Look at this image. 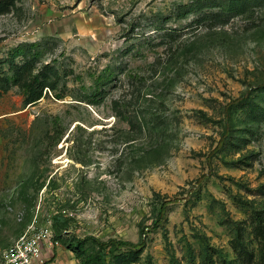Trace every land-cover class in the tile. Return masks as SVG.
Here are the masks:
<instances>
[{
  "label": "rangeland",
  "instance_id": "374dc122",
  "mask_svg": "<svg viewBox=\"0 0 264 264\" xmlns=\"http://www.w3.org/2000/svg\"><path fill=\"white\" fill-rule=\"evenodd\" d=\"M191 1L4 0L0 260L62 218L47 263L81 264L68 243L95 236L145 240L110 264H264V0L226 18L179 13ZM34 42L40 58L10 56Z\"/></svg>",
  "mask_w": 264,
  "mask_h": 264
},
{
  "label": "trees",
  "instance_id": "16d2710c",
  "mask_svg": "<svg viewBox=\"0 0 264 264\" xmlns=\"http://www.w3.org/2000/svg\"><path fill=\"white\" fill-rule=\"evenodd\" d=\"M244 5L245 3L243 0H239L237 3L230 2L229 0H192L191 2L179 7V13L195 12V11H200L202 9H214L217 7L218 8L217 11H212L207 14H209L210 16L213 15V17L221 16L223 18H226L232 11H234L235 9L238 10L239 8H242ZM5 7H7V4L4 2V0H0V12L3 11ZM41 45H42L41 42H34L31 44H21L12 50V52L10 53V56L13 59H16L21 56L22 57L29 56L27 57V59H38L41 57V52H40ZM112 75H113V72L107 69L104 70L99 75H96L94 77V83L92 86L93 92L95 94L97 93L100 94V92H102L103 86L110 83L112 79ZM35 79L38 80L39 76H36ZM41 96H42V90L40 92L38 91L33 92L29 96V99H28L29 103H34L38 101L41 98ZM57 97L61 98L62 95L57 94ZM250 97H251V94L250 95L245 94L242 97H239L235 101L230 102V104H228L227 111H226L227 116L224 120H222L224 123L225 130L222 134L220 148L224 146L226 139L231 134V124L229 121L231 110L237 105L246 102ZM171 201L172 200H169V201L165 200L161 202L158 216L156 220L154 221L153 228L160 227L163 224L166 218V213L168 211L169 204L171 203ZM63 223H65L64 219L62 218L55 219L54 234H55V239L57 241H58V238H61L66 232V230H63L62 228L59 229V227H61ZM87 240H91L93 244H95L98 247L96 252L94 253L87 252V249L85 246V242ZM68 248L74 249L75 251H77V258L80 260L81 264H110L107 258L109 254L114 259H121L125 253L122 250L127 249V248L133 249L137 253H141L145 249V240L135 243L132 241L116 239V238L109 239L108 241H103L95 236H88L85 238L75 237L74 240L68 243ZM117 251H120V253H117Z\"/></svg>",
  "mask_w": 264,
  "mask_h": 264
},
{
  "label": "built area",
  "instance_id": "2783aa9c",
  "mask_svg": "<svg viewBox=\"0 0 264 264\" xmlns=\"http://www.w3.org/2000/svg\"><path fill=\"white\" fill-rule=\"evenodd\" d=\"M58 244L52 227L19 236L1 255L0 264H47L46 248Z\"/></svg>",
  "mask_w": 264,
  "mask_h": 264
},
{
  "label": "crops",
  "instance_id": "0c3cea01",
  "mask_svg": "<svg viewBox=\"0 0 264 264\" xmlns=\"http://www.w3.org/2000/svg\"><path fill=\"white\" fill-rule=\"evenodd\" d=\"M46 258V257H45ZM46 260H48L47 258H46ZM58 262V258H56L55 259V261L53 262V263H47V264H56Z\"/></svg>",
  "mask_w": 264,
  "mask_h": 264
}]
</instances>
